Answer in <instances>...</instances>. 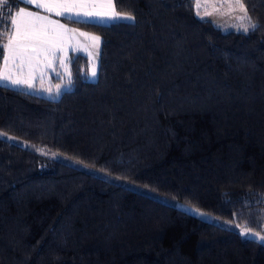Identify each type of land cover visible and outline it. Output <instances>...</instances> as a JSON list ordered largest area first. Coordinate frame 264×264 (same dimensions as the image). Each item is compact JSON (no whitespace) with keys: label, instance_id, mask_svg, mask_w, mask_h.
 <instances>
[{"label":"trees","instance_id":"1","mask_svg":"<svg viewBox=\"0 0 264 264\" xmlns=\"http://www.w3.org/2000/svg\"><path fill=\"white\" fill-rule=\"evenodd\" d=\"M223 32L194 0H113L98 78L71 58L57 100L0 85V264H264V0ZM25 6H0V45ZM2 61H0L1 64ZM59 155L68 162L54 160Z\"/></svg>","mask_w":264,"mask_h":264},{"label":"rangeland","instance_id":"2","mask_svg":"<svg viewBox=\"0 0 264 264\" xmlns=\"http://www.w3.org/2000/svg\"><path fill=\"white\" fill-rule=\"evenodd\" d=\"M18 1L23 3L22 0ZM37 2L46 4L49 10L46 11L45 8H37L34 5L26 4L19 9L23 8L26 12L37 13L40 17H46L47 20H37L35 17L27 15L16 17V19L19 24L20 34L26 29L22 36L32 33L40 34L43 41L42 44L40 41L35 40L26 41L27 43L37 45L38 54L33 53L31 47H29L23 59L17 64L10 62L7 67L4 66L3 62L0 64V74L11 75L13 78L26 80L30 82L31 87L28 84L15 86L5 83L0 85L47 99L57 100L63 92L71 89L70 61L72 57L77 55L85 56L88 64L86 79L90 82L97 80L102 38L97 34L68 24L64 16L56 14L57 12L65 11L64 7L58 6L52 0H37ZM196 3L200 4L198 9ZM194 8L199 19L212 23L223 32L246 33L253 27L241 1L237 3V0H195ZM82 10L96 14L92 19L84 18L80 20L84 22L110 24L114 22L130 23L134 20L125 18L131 16L129 14L116 12L113 0L112 6H109L108 0H90ZM114 15L119 18H110ZM48 21L58 22L63 27L61 28L55 23L49 24ZM10 34L15 36L14 29L11 28ZM8 36L4 44H7ZM15 39H20V36L15 37ZM7 54L8 52L5 48L4 55ZM93 71L96 72L95 76L92 75ZM0 138L23 148H33L27 142L3 132H0ZM49 157L54 160L68 162L56 154L49 155ZM175 204L178 208L196 217L212 222L221 228L234 231L244 238L264 245V243L260 242V238L264 236L252 232L243 226L218 219L181 203Z\"/></svg>","mask_w":264,"mask_h":264},{"label":"snow or ice","instance_id":"3","mask_svg":"<svg viewBox=\"0 0 264 264\" xmlns=\"http://www.w3.org/2000/svg\"><path fill=\"white\" fill-rule=\"evenodd\" d=\"M22 2L26 5H34L37 8H45L46 11L49 10L46 4L37 2V0H22ZM52 2L57 4L58 6L64 7L65 9V11L57 12L56 14L60 16H64L72 23H79L80 20L84 18L92 19L96 15L95 13L82 10L90 2V0H52ZM239 2L240 0H237V3ZM108 3L109 6H112V0H108ZM6 5H7V0H0V6H6ZM196 7L198 9L200 7V4L196 3ZM25 15L33 16L37 20H47L46 17H40L37 13L26 12L23 8L19 9L16 12L15 16H12L11 13H9L10 26L12 27V29H14L15 36L10 34L8 36L7 44L0 45V61L3 62L5 67H7V65L10 62H12L13 64H17L20 60H22L29 47H31L33 53L38 54L37 45L34 43H27L26 41L35 40V41H40L41 44L43 43L39 33L27 34L20 37V39L18 40L15 39V37L20 36L19 24L17 22L16 17H23ZM110 18L116 19L119 17L114 15L113 17ZM125 18L129 20L133 19L132 16H127ZM48 23L49 24L55 23L59 27L61 28L63 27V25H59L58 22L48 21ZM5 48L7 49L8 52L7 55H4ZM92 75L95 76L96 72L93 71ZM5 83L15 86H19L21 84H28V86L31 87L30 82L26 80L13 78L11 75L0 74V84H5ZM260 242L264 243V237L260 238Z\"/></svg>","mask_w":264,"mask_h":264},{"label":"crops","instance_id":"4","mask_svg":"<svg viewBox=\"0 0 264 264\" xmlns=\"http://www.w3.org/2000/svg\"><path fill=\"white\" fill-rule=\"evenodd\" d=\"M15 15V14H14ZM26 29H24L23 32H21L20 37H22L23 33H25Z\"/></svg>","mask_w":264,"mask_h":264}]
</instances>
